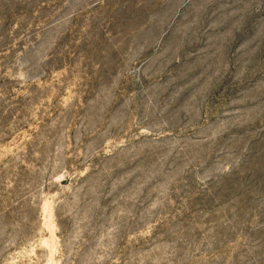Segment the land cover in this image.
<instances>
[{"label":"rangeland","instance_id":"rangeland-1","mask_svg":"<svg viewBox=\"0 0 264 264\" xmlns=\"http://www.w3.org/2000/svg\"><path fill=\"white\" fill-rule=\"evenodd\" d=\"M0 264H264V0H0Z\"/></svg>","mask_w":264,"mask_h":264}]
</instances>
